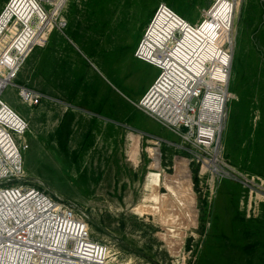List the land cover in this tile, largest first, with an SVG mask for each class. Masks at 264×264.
Wrapping results in <instances>:
<instances>
[{
    "label": "rangeland",
    "instance_id": "374dc122",
    "mask_svg": "<svg viewBox=\"0 0 264 264\" xmlns=\"http://www.w3.org/2000/svg\"><path fill=\"white\" fill-rule=\"evenodd\" d=\"M11 1L0 0V15ZM42 1L53 32L2 96L30 123L23 182L83 214L109 247L108 264H264V0ZM26 29L15 16L0 50ZM151 30L219 85L230 54L223 129L210 146L201 147L209 117L180 136L143 109L161 74L140 59ZM25 88L43 95L40 107L22 103ZM183 162L195 202L175 226L144 203L149 174L180 178Z\"/></svg>",
    "mask_w": 264,
    "mask_h": 264
},
{
    "label": "built area",
    "instance_id": "2783aa9c",
    "mask_svg": "<svg viewBox=\"0 0 264 264\" xmlns=\"http://www.w3.org/2000/svg\"><path fill=\"white\" fill-rule=\"evenodd\" d=\"M8 6L0 15V35L6 29ZM28 24L9 47L0 50V264H105L110 249L93 238L87 218L46 191L23 182L25 155L30 149V123L2 96L13 85L28 57L48 40L39 35L43 25L37 32L36 17L29 19ZM33 30L35 33L30 36ZM163 74L164 70L143 97V109L180 136L194 133L198 127L196 118L203 116L208 88H199L198 78L186 86L184 93H174L170 86L158 91L164 84ZM19 96L30 109L43 104V95L36 91L25 88ZM205 137L201 147L210 146ZM216 160L219 167L222 162Z\"/></svg>",
    "mask_w": 264,
    "mask_h": 264
},
{
    "label": "bare ground",
    "instance_id": "6f19581e",
    "mask_svg": "<svg viewBox=\"0 0 264 264\" xmlns=\"http://www.w3.org/2000/svg\"><path fill=\"white\" fill-rule=\"evenodd\" d=\"M8 5L9 9L7 13L8 19L6 21V26L16 16L26 25V27H28V20L33 19L35 16H37L41 20L40 26H38V29L36 28L37 32L39 31L41 25H43V27L40 29L39 35H41L42 39L47 40V36L50 32H52L53 28V23H51L52 17L44 13L37 0H12L11 4L9 3ZM172 15L176 16L173 13ZM4 28L5 27H3V29ZM2 31L3 30H1V32ZM32 33H35V30L29 33L30 36L32 35ZM140 54L143 56L141 60L155 66L156 68L161 70V73L162 70H164L162 78L164 84L162 85V87H159L158 91L163 92L164 89H167L170 86L172 92L184 93L185 88L188 84L191 85L193 84L192 81H198V78H201V80L197 82V85L199 86V88H208L209 90V94L203 106L202 119L205 117H209L211 122L210 128H205L202 126V138L206 139V137L204 136L206 135L209 138L207 139L208 142H214L222 132L225 119V105L229 85L227 79L228 76L226 75V73L231 66L230 54L227 53L223 59L222 68H225V71L223 74L224 78L222 79V83L220 85L217 84L218 78L214 77V74H210L206 79L202 77L200 73L191 69L190 66L186 64L185 61L182 60L178 55L170 52L167 46L157 39L152 30L142 41ZM150 101L151 103H154L153 98ZM207 141H205L206 144ZM152 157L154 158L152 170H157L161 165L159 152L152 150ZM213 167H218L217 160L206 162L204 167L202 168L204 169L203 174H205L207 170L209 171V169H213ZM184 168L185 170H183L180 178L175 179L172 177L169 178L166 175L164 176L159 172H151L149 174L147 189L150 194H148L145 198L144 206L147 207V209H144L145 211L153 212V210H155L156 212V210L159 209L158 211H163L165 219H170L174 223L175 220H179L180 214L187 213L189 211L187 207L193 205V203L195 202L193 197H191L194 194V189L191 172L187 168V164L185 163ZM162 186L168 189L169 194L160 193L159 188ZM190 199L192 201H190ZM148 202L152 203V205L150 206L151 209L148 208ZM143 208V206L140 207L141 210ZM105 264H108V262L106 261Z\"/></svg>",
    "mask_w": 264,
    "mask_h": 264
},
{
    "label": "trees",
    "instance_id": "16d2710c",
    "mask_svg": "<svg viewBox=\"0 0 264 264\" xmlns=\"http://www.w3.org/2000/svg\"><path fill=\"white\" fill-rule=\"evenodd\" d=\"M65 128H66V123L63 122V123L61 124L60 128H59V131L62 132ZM67 133H68V131H67ZM67 133H66V134H67ZM195 183H196V186H197V185H198V179H197V178H195Z\"/></svg>",
    "mask_w": 264,
    "mask_h": 264
}]
</instances>
